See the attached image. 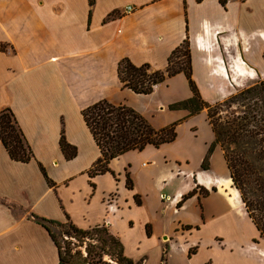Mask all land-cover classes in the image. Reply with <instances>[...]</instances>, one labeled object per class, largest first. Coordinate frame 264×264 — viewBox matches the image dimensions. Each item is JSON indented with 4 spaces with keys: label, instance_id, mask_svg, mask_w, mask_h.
<instances>
[{
    "label": "crops",
    "instance_id": "crops-1",
    "mask_svg": "<svg viewBox=\"0 0 264 264\" xmlns=\"http://www.w3.org/2000/svg\"><path fill=\"white\" fill-rule=\"evenodd\" d=\"M185 41L202 97L226 99L264 79V0H0V111H13L33 151L31 160H16L0 142V264L59 263L39 217L70 219L85 229L106 225L128 256L129 237L160 246L163 257L180 239L187 243L206 230L186 246L191 259L206 247L203 264H264V239L232 185L222 148H215L209 169L201 166L215 139L210 124L203 143H191L185 153L173 151L176 138L112 159L111 171L89 172L102 151L83 110L100 100L133 107L156 128L182 119L179 136L188 125L196 138L198 117L209 123L207 109L186 117L187 110L168 108L192 96L183 72L150 94L136 93L120 79L123 58L165 69ZM62 133L77 148L72 158L61 147ZM145 153L152 161L135 163V155ZM168 186L170 204L162 198ZM233 215L243 223L232 221Z\"/></svg>",
    "mask_w": 264,
    "mask_h": 264
},
{
    "label": "trees",
    "instance_id": "trees-1",
    "mask_svg": "<svg viewBox=\"0 0 264 264\" xmlns=\"http://www.w3.org/2000/svg\"><path fill=\"white\" fill-rule=\"evenodd\" d=\"M89 1L93 4L95 0ZM220 1L225 3L227 0ZM184 45L187 46L186 66L176 68L173 66L174 57ZM181 72L188 79L192 96L173 101L168 108L187 110L186 117L207 109V119L215 139L201 166L209 169L215 148H222L232 185L239 190L249 217L264 239V79L238 90L222 101L211 103L202 97L192 77L188 41L171 53L165 69H153L149 63L137 65L129 58H123L119 63V75L124 87L140 94L152 93L156 85ZM83 115L102 151V155L90 169V174L111 171V160L128 151L143 150L148 145L160 147L173 142L178 135L177 126L182 121L176 120L162 128H156L148 117L135 108L115 104L107 99L88 106L83 110ZM0 142L13 159L27 162L33 158V151L10 108L0 111ZM61 147L68 158L77 154V148L67 142L64 133L61 136ZM42 170L46 174L44 167ZM127 185H133L129 172ZM195 192L196 189L185 194L182 201ZM37 220L47 228L59 250L58 264H109L104 260L105 256L110 257L115 264H138L125 253L121 238L113 234L106 225L85 229L70 219L64 222L39 217ZM54 228H58V231ZM65 236L67 239L63 238ZM70 238L86 244V254L81 249L73 251ZM194 252L195 249L191 248L190 254ZM166 253L165 250L162 257L164 263L167 260Z\"/></svg>",
    "mask_w": 264,
    "mask_h": 264
},
{
    "label": "rangeland",
    "instance_id": "rangeland-1",
    "mask_svg": "<svg viewBox=\"0 0 264 264\" xmlns=\"http://www.w3.org/2000/svg\"><path fill=\"white\" fill-rule=\"evenodd\" d=\"M187 46L184 45L180 48V50L176 53V56L174 57V61H173V66L176 68L179 67H185L186 66V60L187 57L185 55ZM262 80V79H261ZM260 81V79H259ZM258 81H252V82H248L245 84V87H249L253 84H255ZM243 89V88H240ZM238 89V90H240ZM237 90V91H238ZM236 91V92H237ZM196 124L198 125V127L200 128L199 134L197 135V137L195 138V136H192L189 133V128L188 125H183L181 127L180 130V136L178 133V137L176 139V141L173 143V145H170L171 147L174 146L173 148H176L175 150L173 149V151L178 152V153H185V151L187 149H189L191 147V143L193 144H202L203 140L209 135V133L211 132V128L209 123L203 118V117H198L195 120ZM191 136V138H190ZM193 138V139H192ZM210 146V144H209ZM199 150L200 147H196L194 148L193 152L195 153L193 155V161L192 164H196V159L197 156L199 154ZM208 152V150H207ZM206 152V154H207ZM152 157H150L149 153H145L144 155H135V163L140 164V163H150L152 161L151 159ZM211 161V158H210ZM214 166L216 167L217 170L222 169L223 164L221 162L220 158L215 157L214 158ZM173 186V185H171ZM171 186H168L165 190H164V196H162L163 199H165V201L168 202V204L171 203V199L172 197H170L168 194L171 193ZM232 221L234 222H239V223H243V219L239 216L233 215L232 216ZM247 226V225H246ZM252 228V226H250ZM55 230L58 231V228H54ZM206 232L203 231L202 233L199 234H193V236H190L189 238H187L188 242L184 243L186 241V239H180L179 242L177 243V247L176 249H173L171 252L166 253V257L168 259L167 264H203L204 259L208 257V255L210 254L209 250L206 247H202V249L199 251L198 254H196V256H194L193 259H191L190 255H188L187 251H186V246L189 245L193 240H197L199 238L202 237L203 233ZM210 234L206 233L204 235L205 239L210 238ZM64 239H67V236L63 237ZM62 238V240H64ZM128 238V237H127ZM129 239L127 241V249L128 251L131 253V257L135 260V262H137L138 264H164V262H162V251L160 250V246L158 245H144V244H137L135 242L132 241V238L129 237ZM72 240V241H71ZM71 246L74 247L73 251H76L77 249H81L84 254H86V244H83L81 241L77 240L76 238H70ZM186 244V245H185ZM146 256V259H145ZM105 261L109 262V264H115V261H113L112 259H110V257L105 256ZM210 264V263H209Z\"/></svg>",
    "mask_w": 264,
    "mask_h": 264
},
{
    "label": "built area",
    "instance_id": "built-area-1",
    "mask_svg": "<svg viewBox=\"0 0 264 264\" xmlns=\"http://www.w3.org/2000/svg\"><path fill=\"white\" fill-rule=\"evenodd\" d=\"M127 9H128V10H131V9H132V6H128Z\"/></svg>",
    "mask_w": 264,
    "mask_h": 264
}]
</instances>
